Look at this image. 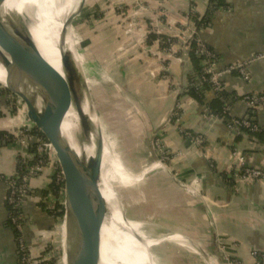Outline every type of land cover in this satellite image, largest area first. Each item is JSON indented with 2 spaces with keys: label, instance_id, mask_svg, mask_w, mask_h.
<instances>
[{
  "label": "crops",
  "instance_id": "1",
  "mask_svg": "<svg viewBox=\"0 0 264 264\" xmlns=\"http://www.w3.org/2000/svg\"><path fill=\"white\" fill-rule=\"evenodd\" d=\"M107 1L113 8L105 14L101 0H88L77 29L92 69V87L105 111L103 130L107 138L121 135L118 148L136 155L138 164L147 168L135 183L140 207L154 214L151 224L146 222L156 235L171 234L155 240V261L227 264L229 257L254 264V252H264V179L231 174L240 163L264 171V142L250 131L229 130L227 123L248 119L264 131V107L250 116L243 100L247 94L264 93V58L254 60L264 54V0H221L223 5L214 11L210 0ZM205 16L208 20L196 26L216 54L218 68L249 62L247 80L236 73L224 76L227 99L211 87L196 96L188 90L204 84L198 71L202 61L191 58L187 38L194 21ZM9 97L0 94V264H20L6 197L7 178L19 162L18 146L11 139L22 119L13 117ZM115 113L122 114V127H114ZM156 137L171 155L164 159L167 170L151 163L150 145ZM52 173L48 170L32 181L22 208L27 242L34 247L56 222L42 205Z\"/></svg>",
  "mask_w": 264,
  "mask_h": 264
},
{
  "label": "water",
  "instance_id": "2",
  "mask_svg": "<svg viewBox=\"0 0 264 264\" xmlns=\"http://www.w3.org/2000/svg\"><path fill=\"white\" fill-rule=\"evenodd\" d=\"M6 1L0 0V6ZM83 6L67 21L58 41L63 74L44 57L33 34L36 14L42 9L40 4L37 8L28 7L24 15L12 12L14 39L0 23V64L6 72V82L0 84L25 104L27 118L52 145L64 177L62 264H102L103 232L111 216L108 201L101 192L105 148L95 91L81 70L82 64L70 63L71 55L64 51L67 30L82 14ZM27 75L35 85L32 94L25 88ZM84 98L92 112V117L83 120L88 146L92 145L90 137L95 136L92 158L79 155L64 136L68 103L84 112ZM249 115L255 117L256 112L251 109ZM35 141L33 138L31 143ZM150 148L154 150L153 145ZM151 163L161 165L156 156Z\"/></svg>",
  "mask_w": 264,
  "mask_h": 264
},
{
  "label": "bare ground",
  "instance_id": "3",
  "mask_svg": "<svg viewBox=\"0 0 264 264\" xmlns=\"http://www.w3.org/2000/svg\"><path fill=\"white\" fill-rule=\"evenodd\" d=\"M81 1L83 0H7L4 5L0 6V23L5 27L12 39H14L12 12L24 15L28 7L37 8L36 5L40 4L42 9L38 10L39 12L36 14L35 20L37 25L33 34L44 57L63 74L58 41L65 30L67 21L72 17L73 11ZM72 30L73 28L71 27L67 30L64 51L71 55L70 63L73 64L75 62V64L79 65L75 52L69 44ZM65 62L67 63V61ZM0 82H6V72L1 64ZM25 88L31 94L35 90V85L30 75L26 77ZM86 115L73 104L68 103L67 113L64 118V136L68 139L70 146L79 155L92 158L90 146H88L84 138L85 124L83 120L86 119ZM90 140L91 142L95 141V136H91ZM117 158L109 146H107L105 148L102 176L105 185L101 192L108 201L111 216L107 219L103 232L102 264H155L154 256L148 248L149 244L147 245L146 243L152 239L140 236L126 220L123 208L117 198L118 194L115 193L114 187L112 188L111 181L105 176V169L107 167L113 170L125 184L132 185V182L134 183L139 179L129 178ZM157 165L161 166L159 163ZM62 230H64L63 225L61 227ZM175 239H178V236H175ZM181 240L188 243L183 238ZM153 243L158 242L154 241Z\"/></svg>",
  "mask_w": 264,
  "mask_h": 264
},
{
  "label": "built area",
  "instance_id": "4",
  "mask_svg": "<svg viewBox=\"0 0 264 264\" xmlns=\"http://www.w3.org/2000/svg\"><path fill=\"white\" fill-rule=\"evenodd\" d=\"M192 30L190 31L188 38L191 43V51L194 55L203 62V72L208 75V82L211 88L218 93H222L225 90L223 78L226 75L238 74L245 80L248 79V71L246 66L249 62L231 64L224 68H218L217 56L216 54L208 47V45L201 38L197 26L194 23L192 24ZM264 54H260L254 58L262 59ZM12 98V96H10ZM244 102L250 109L257 110L264 107V93H254L247 94L243 97ZM25 110V108L23 109ZM225 112H228V108H225ZM29 128L25 130H19L18 137H23V133H26L28 143L36 138L35 144L37 146V151L39 153V158L34 160V154L30 153V156L26 158L23 156L25 162H32V164H27L24 173H19L16 171L11 177L7 178V187L8 194L6 197V203L9 209V222L11 227L16 233V242H17V252L20 264H32L34 250L30 247V244L27 242L26 236V227L27 220L23 213V204L28 198L31 191L32 181L39 176V173L44 169V166L50 167L53 171L52 182L55 181V184L59 187V195L55 196L50 189H48V194L45 196L49 201L50 205L47 208L49 212L57 213L61 209V201L65 199V187H64V177L61 172L59 163L55 157V151L52 145L42 138L35 137L33 132L37 130L33 123L30 124ZM227 127L231 131L245 129L251 133L258 132L260 128L258 125L252 123L248 119H237L232 118L228 121ZM197 145H201L203 140L197 138L195 140ZM162 142L159 137L155 139V147L159 154V158L166 159L168 152L162 147ZM27 147V145H26ZM60 170V171H59ZM233 178H243V179H264V171L262 169L256 168H244L243 164L240 163V168L231 174ZM53 212V213H54ZM54 213V214H55ZM221 248V246H220ZM222 254L226 255L221 248ZM255 262L254 264H264V252L255 251L254 252ZM227 264H241L236 259H231L225 257Z\"/></svg>",
  "mask_w": 264,
  "mask_h": 264
},
{
  "label": "rangeland",
  "instance_id": "5",
  "mask_svg": "<svg viewBox=\"0 0 264 264\" xmlns=\"http://www.w3.org/2000/svg\"><path fill=\"white\" fill-rule=\"evenodd\" d=\"M88 0H83L81 2L78 3L76 9L73 11V15H75L79 8L84 4L83 6V12L82 14H80L78 17L75 18L73 25H72V37L69 39V44L71 46V48L74 50L75 55H76V59L78 64H82L81 65V70L84 72V75L86 78H88L89 83L92 85V81H91V73H92V69L89 66L88 60L86 58V48L85 45L82 42V37L80 35L78 26L80 25V23L82 22V19L84 17V14L86 13V11L89 9L87 6ZM102 2V9L101 12L107 14V12L109 10H112L113 7H111V2L107 1V0H101ZM101 15V14H100ZM102 16V15H101ZM202 66H203V62H202ZM0 89H5L3 85L0 84ZM93 90L95 91L94 87ZM96 95V92H95ZM9 96H12V100L14 102V108L11 107V109L13 110V117H18L21 118L22 121L19 124V127L17 128V130L13 133V139H11V143H15L18 146V155L20 159H23V156H26V158H28V156H30V153H32L30 150V148L33 145H36L35 142L32 143H28L27 140V136L26 133H23V137H20V133H19V137H18V132L19 130H25L26 128H29V126H31L30 124L32 122L29 121V119L27 118V110H26V106L25 104L16 96L10 94ZM10 98V97H9ZM96 99V105L98 107V111L100 113V118H101V123H102V129H103V113L105 112L102 109V104L100 102V99L98 96H95ZM88 106V107H87ZM25 108V110H23ZM10 109V110H11ZM11 113V112H9ZM84 114L86 116H90L92 117V112L90 110L89 107V103L88 100L84 98ZM12 115V113L10 114V116ZM121 115V116H120ZM115 116V120H114V127L115 128H119L122 127L124 125L123 121L124 118L122 116V114H114ZM35 126V125H34ZM20 130V131H21ZM109 137L107 138L106 133L103 130V138H104V148H106L107 146H109L108 144V139L111 140L114 143V148H111V151L115 154L116 157H118V161L121 163V165L123 166V168L126 171V174L129 176V178L132 177V179H138L137 176L135 175H140V178L138 180H136L134 183L132 182V185H128L125 184L122 179L110 168L106 167V171H105V176L107 179H109L112 183V188L114 187V191L115 193L118 194L117 198L118 201L120 203V205L123 208V212L125 215V218L127 221H129V223L132 225L133 229H135L140 236L143 237H148L149 239H152L149 242H146L148 245V248L151 250V253H155L154 250V246L158 243H153L155 240H158V237L160 238L161 236L166 237V236H171V234H163L160 236L156 235L154 233V228L152 226V228H149V223L151 220H153V216L154 214H152V212L150 213L149 211H145L140 207V195L138 192V187L137 185H135V183L141 179L144 178V173L145 171H147L145 167L140 166V164H138V157L135 155H130V154H126V152L124 151L125 149L123 148H118L117 146V142L118 139L121 138L118 135H110L108 134ZM110 141V142H111ZM32 142V141H31ZM95 141H92V145L90 146V153L94 156L95 155V146L94 143ZM27 145V147H26ZM153 146H154V150H150L151 154L153 155V158L156 156L158 157V152H157V148L155 147V139L153 141ZM171 155H168L166 159H170ZM167 160H160L161 162V166L166 167V162ZM127 167H125L124 165ZM153 166V165H152ZM129 172H128V170ZM50 171V167L49 165L44 166V169L39 173V176L42 175L43 173H45L46 171ZM167 170V167H166ZM132 173V174H131ZM38 176V177H39ZM37 177V178H38ZM134 177V178H133ZM36 179V178H35ZM104 178L102 177V186H101V190L102 188H104ZM47 193H48V189H47ZM64 202L65 199L61 201V209L58 210L57 213L53 212H49V210L47 209L50 205V201L45 197L43 198V202L42 205L43 207L46 208L47 212L51 215V217L54 218V220H56L55 222V226L52 227V229H50L48 231L47 237L44 241L41 240H37L38 247H34V244H30V247L32 248V250H34V255H33V260H32V264H62V250H61V246H62V237H61V227L63 225V220H64ZM61 214V215H60ZM146 219H148V222H146ZM140 221H143V226L138 223ZM151 224V223H150ZM148 226V227H146ZM180 237V236H179ZM153 243V244H151ZM34 245V246H33ZM204 258H202L203 260ZM155 260V259H154ZM169 262V261H168ZM204 264L206 261H204ZM163 264L164 261H162ZM155 264H160L159 262H155Z\"/></svg>",
  "mask_w": 264,
  "mask_h": 264
},
{
  "label": "trees",
  "instance_id": "6",
  "mask_svg": "<svg viewBox=\"0 0 264 264\" xmlns=\"http://www.w3.org/2000/svg\"><path fill=\"white\" fill-rule=\"evenodd\" d=\"M215 0H210V4L211 5H213L212 7V11H214V9L216 8V7H219V6H222L223 5V3L221 2V0H219L218 1V5H214L216 2H214ZM206 20H208L207 19V16H205V17H203V18H201V19H196L195 21H196V25L197 26H199L200 24H202L203 22H205ZM155 39V36H151V39L150 40H154ZM163 40V39H162ZM190 56H191V58L194 60V61H196V63L198 62V60H200L199 58H197L194 54H192V53H190ZM198 71L200 72V74L202 75V78H203V86H190L189 87V92H190V94L191 95H199V94H202V92L205 90V89H208V88H210L211 86H210V84H209V82H208V75L207 74H205L204 72H203V66H200L199 68H198ZM0 94H7V95H10V93L6 90V89H0ZM224 97L225 99H227L228 97H229V95L228 94H226L225 92H222L221 93V96H220V98L221 97ZM233 99H235V98H233ZM222 117H224V119L227 121L228 120V117L225 115V114H223V112H221V114H220ZM243 130H245V129H243ZM251 133V132H250ZM251 134H253L257 139H259L260 141H262V142H264V131L263 130H259L258 132H255V133H251ZM33 135L35 136V137H38V139L39 138H42V139H44V140H46L45 139V137L42 135V133L40 132V131H38V130H35L34 132H33ZM31 150V152L34 154V160H36V159H38L39 158V153H38V151H37V146L36 145H33L31 148H30ZM32 162L33 161H31V162H25L23 159H20L19 158V162H18V164H17V168H16V171L17 172H19V173H24V171H25V169H26V166H27V164H32ZM60 171V170H59ZM59 187L60 186H57L56 184H55V181H53V183L51 184V186H50V190L52 191V193H54V195L55 196H58L59 195ZM46 194H48L47 192H46ZM61 215V214H60Z\"/></svg>",
  "mask_w": 264,
  "mask_h": 264
}]
</instances>
